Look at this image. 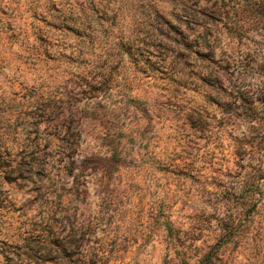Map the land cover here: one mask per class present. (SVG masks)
Returning a JSON list of instances; mask_svg holds the SVG:
<instances>
[{
    "label": "rangeland",
    "instance_id": "1",
    "mask_svg": "<svg viewBox=\"0 0 264 264\" xmlns=\"http://www.w3.org/2000/svg\"><path fill=\"white\" fill-rule=\"evenodd\" d=\"M262 17L0 0V264H264Z\"/></svg>",
    "mask_w": 264,
    "mask_h": 264
},
{
    "label": "trees",
    "instance_id": "2",
    "mask_svg": "<svg viewBox=\"0 0 264 264\" xmlns=\"http://www.w3.org/2000/svg\"><path fill=\"white\" fill-rule=\"evenodd\" d=\"M262 2H264V0H260V19H262L263 18L262 16L264 15V4ZM224 105L229 106L228 104H224ZM222 107H223V105H222ZM0 167L3 169L4 166L0 164ZM262 249H264V245L261 246V244H260V251H262ZM260 256H261V258L264 257V253H261ZM185 263L190 264L188 262H185Z\"/></svg>",
    "mask_w": 264,
    "mask_h": 264
}]
</instances>
